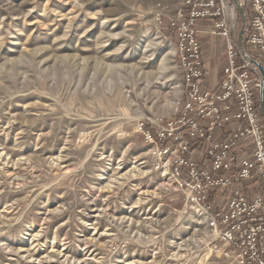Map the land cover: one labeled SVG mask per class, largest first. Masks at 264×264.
I'll return each instance as SVG.
<instances>
[{
    "label": "rangeland",
    "instance_id": "rangeland-1",
    "mask_svg": "<svg viewBox=\"0 0 264 264\" xmlns=\"http://www.w3.org/2000/svg\"><path fill=\"white\" fill-rule=\"evenodd\" d=\"M182 2L0 0V264H236L140 130L180 110ZM202 30L215 88L225 39Z\"/></svg>",
    "mask_w": 264,
    "mask_h": 264
},
{
    "label": "built area",
    "instance_id": "built-area-1",
    "mask_svg": "<svg viewBox=\"0 0 264 264\" xmlns=\"http://www.w3.org/2000/svg\"><path fill=\"white\" fill-rule=\"evenodd\" d=\"M246 2L249 20L239 41L227 26L224 0H183L170 21L182 70L180 110L154 133L143 124L140 130L154 147L156 169H165L202 212L214 250L236 264H264V0ZM199 19L213 22L203 33L225 39L215 88L204 86Z\"/></svg>",
    "mask_w": 264,
    "mask_h": 264
},
{
    "label": "trees",
    "instance_id": "trees-1",
    "mask_svg": "<svg viewBox=\"0 0 264 264\" xmlns=\"http://www.w3.org/2000/svg\"><path fill=\"white\" fill-rule=\"evenodd\" d=\"M248 4V3H247ZM248 7H250L249 6V4H248ZM162 20L163 19H161V22H162ZM165 21V20H164ZM163 23V22H162ZM212 24H213V22H212V20L211 19H199L198 21H197V29H199V30H202V29H207V28H209L210 26H212ZM169 27V26H168ZM169 29V28H168ZM198 40H199V43H200V45H201V52H202V57H203V59H204V55L207 53V50H205V49H203V47L205 48V45H207V43L208 42H206L205 40H203V41H201V39H200V37H199V35H198ZM242 46L243 47H245L246 46V44H245V41H244V39H242ZM225 49V48H224ZM205 50V51H204ZM223 54H224V62H223V64H222V66H223V68H224V66H225V64H226V57H225V50H223ZM204 61V60H203ZM222 68V69H223ZM205 79H206V77H205ZM204 86L205 87H207L208 85L205 83V81H204ZM143 127H144V129H147V130H150L152 133H154V128L153 127H151L149 124H145V123H143ZM194 143V145L196 146V148H197V151H198V153H197V156H196V161H197V164H198V166L199 167H203V165H204V162H205V159H204V153H203V145H202V143L201 142H198V141H196V142H193ZM164 145H166V143H163V146Z\"/></svg>",
    "mask_w": 264,
    "mask_h": 264
},
{
    "label": "crops",
    "instance_id": "crops-1",
    "mask_svg": "<svg viewBox=\"0 0 264 264\" xmlns=\"http://www.w3.org/2000/svg\"><path fill=\"white\" fill-rule=\"evenodd\" d=\"M204 61V68H205V70L207 71V70H209L208 68H211V60H210V56H209V54L208 53H206L205 55H204V59H203ZM225 67V66H224ZM224 69V68H223ZM223 69H222V72H223ZM221 78H222V73H221ZM221 78H220V80H221ZM220 80L218 81V84H219V82H220ZM205 83L208 85L207 87H210V83L208 84L207 83V80L205 81ZM211 88H213V86L211 87Z\"/></svg>",
    "mask_w": 264,
    "mask_h": 264
},
{
    "label": "water",
    "instance_id": "water-1",
    "mask_svg": "<svg viewBox=\"0 0 264 264\" xmlns=\"http://www.w3.org/2000/svg\"><path fill=\"white\" fill-rule=\"evenodd\" d=\"M237 6V8L241 11V6L239 5L238 1L237 0H233ZM243 29H244V25L242 26V28L240 29V32H239V41L241 40V36L243 34ZM263 90H264V84L262 83V89H261V96H260V102L262 103L263 102V96H262V93H263Z\"/></svg>",
    "mask_w": 264,
    "mask_h": 264
},
{
    "label": "bare ground",
    "instance_id": "bare-ground-1",
    "mask_svg": "<svg viewBox=\"0 0 264 264\" xmlns=\"http://www.w3.org/2000/svg\"><path fill=\"white\" fill-rule=\"evenodd\" d=\"M165 173H167L166 170H165Z\"/></svg>",
    "mask_w": 264,
    "mask_h": 264
}]
</instances>
